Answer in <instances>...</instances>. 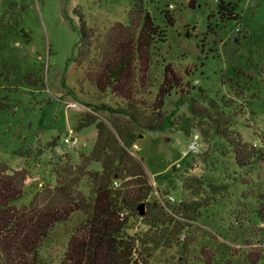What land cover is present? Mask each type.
<instances>
[{
	"label": "rangeland",
	"instance_id": "obj_1",
	"mask_svg": "<svg viewBox=\"0 0 264 264\" xmlns=\"http://www.w3.org/2000/svg\"><path fill=\"white\" fill-rule=\"evenodd\" d=\"M144 1L156 25L167 30L166 41L152 48L154 87L144 98L155 100L165 67L171 64L191 83L199 105L227 101L231 128L263 152L261 159L244 168L234 156L216 155L212 165L190 175L189 165L196 157L187 153L190 138L172 129L146 131L132 154L144 161L154 188L152 200L172 204L193 200L192 191L185 188L190 176L223 186L211 208L204 209L201 219L186 231L195 237L189 262L264 264V0H197L195 8L187 0ZM221 1L236 6L238 20L222 21ZM133 4V0H0V162L32 177L17 206L56 183L59 158L62 164L68 158L78 163L81 155L91 152L96 125L77 131L79 123L88 116L107 122L106 113L93 109L117 102L112 97L100 101L90 82L84 81L86 68L77 66L81 17L105 35L117 23L130 24ZM168 13L174 17L173 25L167 23ZM164 110L190 113L187 103L177 109L175 92ZM67 136H75L78 143H66ZM205 148L201 140L199 155ZM92 168L101 170L99 164ZM70 229L67 223L57 228L46 256H60ZM147 229L140 225L138 231ZM182 248H160L149 264H175L186 257Z\"/></svg>",
	"mask_w": 264,
	"mask_h": 264
},
{
	"label": "trees",
	"instance_id": "obj_2",
	"mask_svg": "<svg viewBox=\"0 0 264 264\" xmlns=\"http://www.w3.org/2000/svg\"><path fill=\"white\" fill-rule=\"evenodd\" d=\"M187 2L191 8L197 6V0ZM133 3L130 24L117 23L105 35L81 17L77 66L86 68L84 81L90 82L100 101L117 100L115 106L101 103L93 109L106 113L107 122L88 116L79 123L77 131L96 125L91 152L81 155L78 163L68 158L62 164L59 158L54 167L56 183L46 185L22 206L16 203L32 177L0 162V264H149L154 251L175 245H182L186 255L175 264H191L195 237L186 231L201 219L204 209L211 208L223 186L190 176L185 188L192 191L193 200L173 204L152 200L154 188L144 161L132 154L140 135L165 129L190 139L198 134L207 148L193 155L190 175L212 165L216 155L234 156L241 168L262 158L256 145L231 128L233 115L227 111L231 105L225 100L222 105L213 100L208 106L199 105L191 83L173 65L165 67L155 100L144 98L154 87L152 48L166 41L167 30L156 25L144 0ZM218 11L223 22L239 19L232 3L221 1ZM166 20L169 25L175 21L170 13ZM173 92L177 109L187 103L189 115L164 110ZM95 164L101 170L92 168ZM66 223L71 229L60 256H46L53 233ZM140 225L148 229L138 231Z\"/></svg>",
	"mask_w": 264,
	"mask_h": 264
},
{
	"label": "built area",
	"instance_id": "obj_3",
	"mask_svg": "<svg viewBox=\"0 0 264 264\" xmlns=\"http://www.w3.org/2000/svg\"><path fill=\"white\" fill-rule=\"evenodd\" d=\"M65 142L72 144V145H76L78 143V140L75 136H67V137H65ZM200 142H201L200 136L198 134L194 135L190 139V143L188 145L187 153H189L190 155L198 154L200 151ZM173 201H174V199H173Z\"/></svg>",
	"mask_w": 264,
	"mask_h": 264
},
{
	"label": "water",
	"instance_id": "obj_4",
	"mask_svg": "<svg viewBox=\"0 0 264 264\" xmlns=\"http://www.w3.org/2000/svg\"><path fill=\"white\" fill-rule=\"evenodd\" d=\"M142 209H143V207H142Z\"/></svg>",
	"mask_w": 264,
	"mask_h": 264
}]
</instances>
